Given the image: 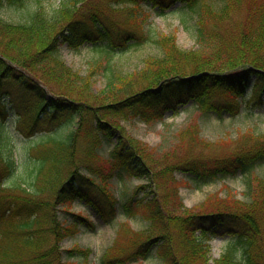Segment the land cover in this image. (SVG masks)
Instances as JSON below:
<instances>
[{
	"label": "trees",
	"instance_id": "trees-1",
	"mask_svg": "<svg viewBox=\"0 0 264 264\" xmlns=\"http://www.w3.org/2000/svg\"><path fill=\"white\" fill-rule=\"evenodd\" d=\"M175 3L196 16L195 49L182 50L173 34L144 28L148 14L141 4L163 11ZM25 6L26 0H0V9ZM146 42L160 55L144 58L135 71H112L103 89L90 90L99 69H110L111 53ZM85 43L104 58L81 76L59 58L58 48ZM248 92L263 104L264 0H62L53 12L28 11L24 22L0 16V264H73L61 260V243L81 227L94 228L79 213L67 223L59 219L58 207L67 212L75 200L104 223L119 211L145 223L118 236L101 256L103 264L151 256L161 264H264V175L253 174L264 164V135L247 133L236 152L211 156L196 151L210 143L189 125L178 133L180 154L159 166L121 125L130 118L162 120L189 101L205 114L235 116ZM12 110L14 131L36 138L22 163L11 153ZM103 144L106 158L98 152ZM175 171L197 184L240 172L247 200L228 194L211 211L189 212ZM126 175L146 182L119 200L106 182L114 176L124 182ZM219 236L227 237L226 247L210 262L211 241Z\"/></svg>",
	"mask_w": 264,
	"mask_h": 264
},
{
	"label": "rangeland",
	"instance_id": "rangeland-1",
	"mask_svg": "<svg viewBox=\"0 0 264 264\" xmlns=\"http://www.w3.org/2000/svg\"><path fill=\"white\" fill-rule=\"evenodd\" d=\"M61 1L26 0V6L22 9L2 7L0 16L12 23L24 22L26 21V13L35 7L45 12H53L59 8ZM97 2L100 5L103 4V0H97ZM141 8L148 14L144 28L148 29L150 34H173L178 47L182 50L196 48V16L187 11L182 4L175 3L171 8L163 11L152 4H141ZM58 54L59 58L67 66L81 76L86 75L90 66L96 60L100 57L104 58L98 48L90 43H85L77 48H70L66 44H62L58 48ZM159 55L160 50L151 42L131 47L123 52L116 51L111 53L109 55L110 69H99L92 79L90 90L93 93H97L103 89L112 71L115 73H128L138 70L141 68L144 58ZM14 115L15 112L12 110L8 119V127L15 138L11 153L19 163H22L25 160L27 151L31 148V142L36 140V138H24L17 131H14ZM193 124L197 125L200 136L210 143L209 146L199 143L196 146L197 152L211 156L229 155L238 150L242 137L247 133L264 135V102L259 104L256 98L251 95V92H248L245 106L235 116H230L227 113L221 116L213 113L205 114L197 105L189 101L185 105L179 106L176 111L167 112L162 120L146 123L137 118H130L121 121L125 132L133 139L143 143L147 147L148 152L159 163V166L161 163L164 164L166 162L164 157H168L167 161H169V159L171 160L180 154L178 150L180 143L178 133ZM186 148L187 144L185 142L181 150L184 152ZM98 152L104 158L108 157L109 146L103 144L98 148ZM81 174L84 176L88 175L84 171ZM253 174L263 176L264 164L258 165L253 170ZM173 178L179 183L178 194L184 208L192 213L199 214L211 211L215 206V200L217 198H225L228 194H232L242 201L247 200L245 194L246 178L240 172H237L234 176L217 179L205 184H197L178 171L173 173ZM141 182L146 181L135 176L126 175L124 182H122L117 176H114L106 182V186L119 200H122L124 192L130 193L133 186L136 187ZM95 183L99 184L100 182L95 179ZM63 209H65V205L57 209V215L62 222H70L71 214L79 213L90 219L94 225L93 229L81 227L77 235L61 243V260L66 263L103 264L101 256L114 244L116 239L118 240V236L123 238L130 235L127 231L128 228L132 231L145 228L144 222L136 218H126L120 211L111 223H104L84 201L75 200L70 204L67 212ZM226 243V236L215 237L211 241L208 255L210 262L220 256L226 247ZM69 250H73V255H70ZM127 264H161V262L155 256H151L147 259H139Z\"/></svg>",
	"mask_w": 264,
	"mask_h": 264
}]
</instances>
